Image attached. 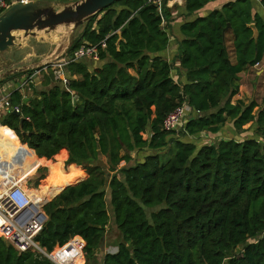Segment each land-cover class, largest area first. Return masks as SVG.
<instances>
[{"label":"trees","instance_id":"16d2710c","mask_svg":"<svg viewBox=\"0 0 264 264\" xmlns=\"http://www.w3.org/2000/svg\"><path fill=\"white\" fill-rule=\"evenodd\" d=\"M211 1L184 0L176 53L167 60L171 8L163 6L162 24L147 0H116L85 22L65 52L104 41L101 65L69 62V91L53 80L27 103L10 93L20 111L0 119V154L24 156L14 163L22 177L46 161L28 184L45 179L51 190L36 237L47 252L76 239L86 264L99 253L100 264H264V99L231 102L238 74L264 57V0H230L184 18ZM182 104L190 107L184 122L165 131L164 118ZM226 123L232 134L250 129V136L197 142ZM111 221L121 238L103 252ZM0 264L53 263L0 237Z\"/></svg>","mask_w":264,"mask_h":264},{"label":"built area","instance_id":"2783aa9c","mask_svg":"<svg viewBox=\"0 0 264 264\" xmlns=\"http://www.w3.org/2000/svg\"><path fill=\"white\" fill-rule=\"evenodd\" d=\"M29 0H0V13L14 3L27 2ZM149 4L156 7L164 24L162 8L178 7L183 4V0H147ZM103 48L104 41L96 45L81 44L70 57L61 56L59 59L43 64V68H50L55 80L61 82L66 87L68 77L65 74V67L71 61H79L86 58L97 60L98 46ZM253 67L264 68L263 61H259ZM28 77V82H30ZM27 83V79L23 85ZM67 89V87H66ZM69 91V89H67ZM73 95V92L70 91ZM8 109L10 112H19V106L11 105L9 94L0 92V109ZM190 112V107L182 104L169 112L162 122L165 131H177L184 122L185 114ZM26 149H29L24 143ZM30 150V149H29ZM24 156L16 155V150L5 155L0 154V237L9 243L16 251L34 252L39 257L47 258L53 264H86L84 256L81 254L82 244L76 239H71L63 246H56L51 252H47L36 240L37 235L42 230L47 221L44 210L45 204L50 198L39 188V185L29 186L28 179L16 173L14 163L22 162ZM58 253V256H54Z\"/></svg>","mask_w":264,"mask_h":264},{"label":"water","instance_id":"95a60500","mask_svg":"<svg viewBox=\"0 0 264 264\" xmlns=\"http://www.w3.org/2000/svg\"><path fill=\"white\" fill-rule=\"evenodd\" d=\"M115 1L76 0L59 2L58 0H29L14 3L0 13V53L9 50L13 46H21L19 41L22 37H35L40 31L46 33L54 31L60 26H65V33L68 36L76 28L80 27L82 30L89 18L109 7ZM227 27H229V24ZM250 27L254 31L253 36L255 38L257 32L254 24H250ZM19 32H23V34H17ZM2 61L3 59L0 58V65ZM20 70L22 68H12L0 73V82L6 76ZM252 100L253 98L248 101L246 106ZM23 102L25 103L26 99ZM11 112L19 114V112ZM22 120L23 117H20V127ZM22 134H25V132H22Z\"/></svg>","mask_w":264,"mask_h":264},{"label":"rangeland","instance_id":"374dc122","mask_svg":"<svg viewBox=\"0 0 264 264\" xmlns=\"http://www.w3.org/2000/svg\"><path fill=\"white\" fill-rule=\"evenodd\" d=\"M80 30H81L80 27L76 28L67 36L65 33L66 27L60 26L54 31H50L46 33L43 31H40L37 33L35 37L33 36L22 37V39L19 41L21 43V46L27 45L28 47H31L36 53L35 55H32L30 59H25V62L21 63L20 67L23 66L24 68H26V72H29L28 70H30V71H33L34 73L35 71L38 70V68H41L43 64H45L49 60L54 61V60L59 59L61 56H65L67 47L69 46L71 41L79 35ZM17 34L22 35L23 32H19ZM4 52L0 53L1 59L5 57ZM13 53L15 55V59H18L20 57V54H21L20 51L14 50ZM85 61L91 64L93 63V60H90V59H85ZM262 61L264 63V57ZM8 65L9 64L7 65L3 64L2 67H5V68L6 66L10 67ZM17 67L19 66L11 65L10 68L4 69L3 71H6L12 68H17ZM241 73H243V75L240 76L241 78H243L242 83H245V86L248 87V91L246 92V95L243 96V101L247 104L248 101L251 98H253L258 102V104H261V102L264 99V68L262 67L254 68L252 66L246 67L244 71L238 74V78ZM247 127H248V124L243 126V128H247ZM230 128H231L230 125H228L226 128H223L222 134L224 135L225 138L235 137L238 139H243L247 136H250V133L248 131L250 129H246L245 133L236 135V134H232L233 132H232V129ZM143 136L145 137L146 134H144ZM216 138L218 137L209 135L206 133L205 136L203 135L200 138H198L199 140L197 142L211 143L212 141H214V139L216 140ZM159 153L161 154L162 159L165 160L167 158L168 150L167 148H164L163 150L159 151ZM171 153H173V150L171 151ZM135 157L136 159L138 158V156L136 155ZM101 160L102 162L105 161V159L103 158ZM130 163H133V162H130ZM122 165H124L123 161L120 162L119 166H122ZM40 166L41 167L46 166V161L40 164ZM34 174H36V171L31 175L30 179L34 176ZM39 185H40L39 188L43 190V186L47 185L46 180L42 179ZM49 198H51V196ZM152 209L156 210L158 209V207H153ZM120 238L121 237L118 233V230L115 224H113V222L111 221L107 226V234L105 237V242L102 245L103 252L113 249L111 248V246H114L120 240ZM100 254L101 253L97 255L96 259H94L93 261L87 264H100L99 262L101 259Z\"/></svg>","mask_w":264,"mask_h":264},{"label":"crops","instance_id":"0c3cea01","mask_svg":"<svg viewBox=\"0 0 264 264\" xmlns=\"http://www.w3.org/2000/svg\"><path fill=\"white\" fill-rule=\"evenodd\" d=\"M227 1H230V0H215V1H211V2L207 3L202 9H200L193 16L184 17V18H186L187 20H191L196 15H205V14L209 13L210 11H212L213 9L220 8L222 6V4H224ZM183 8H184V0H183V4L181 6L171 8V16L173 18V21L171 22V29L170 30L172 32V35H170V41H169V45H168L167 49L164 52L161 53V55L163 57H165L167 60H171L172 57L174 56V54L176 53V47H177L176 41L180 38V34L178 32V28H179V25L183 21V17H182V15H183L182 13H184L183 12ZM258 12L264 16V10L263 9L258 10ZM14 50H17V51L21 52L20 57L18 59H15V55L13 53ZM4 53H5V57L3 58V61L1 62V65H0V73L4 72L3 71L4 69L10 68L11 65L19 66L17 68H22V70L17 71V72H23V73L19 74V73L15 72L12 75L11 74L8 75V77L6 76L7 78H5L4 80H2L0 82V92H2L3 94H9L10 95V93L13 92L14 90H18L22 94V98L26 99L25 103H27L33 97H37L39 99V97H40L39 96V92L42 91V90H45V89L49 88L51 85H53V83H54L53 80H55V79H54V77H52L53 78L52 79L50 77V74L47 71L50 68H46L45 69V68L41 67L40 69H38L37 71H35L31 75H29V73L26 72V68H24L23 66L20 67L21 63L25 62V59H30V57H32V55H35L36 52L31 47H28L27 45H24V46H13L8 51H5ZM90 60H93V59H90ZM87 63L89 64L90 67H95V66L101 65L103 62L102 61H98V60H93L92 64L89 63V62H87ZM3 64H5V65L9 64L8 66H10V67H7V66H6V68L2 67ZM241 75H243V73H241L239 75V91L232 98V101H231L232 103H235L238 99L243 100V96H245L246 92L248 91V87L245 86V83H242V79L243 78L240 77ZM29 76H31L30 77V79H31L30 82H28V77ZM26 79H27V83L25 85H23L24 82L26 81ZM9 112L10 111L8 109H5V108L4 109L3 108L0 109V119L4 118ZM228 125H230V123H226V125L223 126L222 129L219 131V134H216V135H213V136L218 137L216 139L225 138L224 135L222 134V131H223V128H226ZM205 134H204V136H205ZM201 136H203V135H201ZM25 145L27 146V144H25ZM29 149L32 150L33 155L37 159L47 160V159H45L43 157L42 158L37 157V155L35 154L34 150L31 149V148H29ZM38 167H41V166L38 165L35 168L34 172L38 169ZM34 172H32L30 174L32 175ZM28 175L29 174H26L23 177L26 178ZM30 177H29V179H30ZM29 179H28V181H29ZM39 187H40V185H39ZM43 192L51 194V190L49 188H43ZM112 247L113 246H111V248Z\"/></svg>","mask_w":264,"mask_h":264},{"label":"bare ground","instance_id":"6f19581e","mask_svg":"<svg viewBox=\"0 0 264 264\" xmlns=\"http://www.w3.org/2000/svg\"><path fill=\"white\" fill-rule=\"evenodd\" d=\"M18 155V154H17ZM0 178H1V175H0ZM48 197H50V194H48V193H45Z\"/></svg>","mask_w":264,"mask_h":264}]
</instances>
